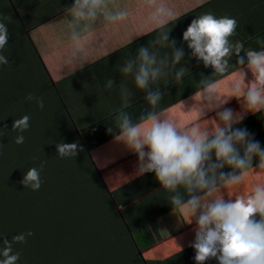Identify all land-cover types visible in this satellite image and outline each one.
I'll return each mask as SVG.
<instances>
[{
    "label": "clouds",
    "instance_id": "9594fccd",
    "mask_svg": "<svg viewBox=\"0 0 264 264\" xmlns=\"http://www.w3.org/2000/svg\"><path fill=\"white\" fill-rule=\"evenodd\" d=\"M145 6L151 9L146 22L159 31L149 46H140L120 68L132 78L134 88L118 84L113 78L106 81V88L119 89L122 101L115 118L116 131L113 126L107 131L138 157L137 173H154L168 194V203L182 210L189 224H195L189 246L195 250L196 264L212 259L218 264H264V183H255L246 194L234 191L251 172L264 173L261 142L246 127H236L246 112H264V37H256L258 49L245 48L242 41L232 39L237 34L235 18H217L209 12L191 21L182 39L191 56L213 72L194 83L197 91L190 107L180 102L182 112L194 114L191 121L181 124L162 107L165 93L161 91V83L179 85L189 76L188 68L176 67L185 56L183 48L169 40L167 26L176 14L158 0H145ZM66 7L71 15V44L65 63L82 70L90 60L91 48L100 42L96 38L98 29L125 21L129 11L111 10L109 0H72ZM8 39L7 26L0 22V66L10 63L2 54ZM234 56L239 67L230 64ZM247 72L251 73L250 80L246 79ZM230 74L231 79L221 88V81ZM133 89L143 92L146 101V107L135 116L128 111L135 95ZM232 97L242 98L243 112L224 107ZM24 101L44 107L43 99L31 93ZM212 111L216 112L215 118L205 119ZM29 121L28 115L13 121L11 130L18 133L14 139L17 145L24 143ZM3 135L4 129L0 128ZM55 147L61 159H76L83 151L78 141H61ZM45 163L27 170L20 181L24 188H41ZM227 191L233 194L225 195ZM32 235L29 231L13 236L11 241L4 238L0 264H17L20 254L13 251V245L26 243Z\"/></svg>",
    "mask_w": 264,
    "mask_h": 264
},
{
    "label": "trees",
    "instance_id": "16d2710c",
    "mask_svg": "<svg viewBox=\"0 0 264 264\" xmlns=\"http://www.w3.org/2000/svg\"><path fill=\"white\" fill-rule=\"evenodd\" d=\"M2 16L9 37L2 54L10 63L0 66V128L4 129L0 136V248L4 238L11 241L13 236L30 231L33 235L26 243L13 245V251L20 254L17 264H196L195 250L190 246L158 260L150 257L153 244L142 246L138 238L134 239L138 226L133 224V218L146 215L145 203L161 200L165 191L160 184L142 185L138 190L128 182L116 190L110 187L111 192L109 174L94 158L96 145L91 148L75 125L10 0H0V22ZM30 93L43 99L42 109L35 101H24ZM24 115L30 117V127L23 133L24 143L17 145L14 139L18 133L11 130L12 123ZM215 116L216 113L207 114L205 119ZM253 117L264 122V112L250 119ZM250 122L255 128L247 129L264 136V126ZM61 141H78L83 151L76 159H61L55 147ZM41 162H46L41 170V188H24L20 183L24 174L31 167L39 168ZM261 179H255L256 183H264V177ZM254 184L246 178L234 191L246 194ZM187 227L182 225L180 230ZM105 237L116 248H104ZM118 248L125 250L121 257L113 252ZM101 251L115 256L107 257ZM205 264L218 261L212 259Z\"/></svg>",
    "mask_w": 264,
    "mask_h": 264
},
{
    "label": "crops",
    "instance_id": "0c3cea01",
    "mask_svg": "<svg viewBox=\"0 0 264 264\" xmlns=\"http://www.w3.org/2000/svg\"><path fill=\"white\" fill-rule=\"evenodd\" d=\"M10 1L23 22V29L31 40L40 61L45 64L63 98L75 125L80 132H83L87 143L92 142L96 145L93 151L94 158L102 162L100 168L108 172V179L112 183L110 185L106 179L109 188L113 187L116 190L128 182H133L134 188L138 190L142 185L158 186L159 182L154 173L144 175L137 173L138 157L117 141L115 134L107 131L110 126H113L114 132L116 131L115 118L122 101L119 89L106 88V81L113 78L118 84L127 83L130 88H134L132 78L121 73L120 68L129 56H135L140 46H149L159 31L156 26L146 22L151 9L145 6V0H109L111 10L127 8L129 17L116 25H107L98 29L96 38L100 42L91 48L90 60L82 70H75L65 63L71 44L69 39L71 15L66 5H70L72 0ZM158 2L165 3L176 14V19L167 26L169 40H175V46L183 48L185 52L183 60L176 66L177 69L181 66L189 69V76L182 78L184 81L182 84L177 85L171 82L163 85L161 83V91L165 93L162 107L183 124L191 121L194 114L182 112L180 102L184 101L186 107H190L191 97L197 91L194 83L198 82L202 76H211L213 72L211 68H205L202 61L191 56V50L182 39L183 32L191 21L201 14L210 12L217 18L228 16L235 18L238 22L237 34L232 38L233 41H242L245 48L258 49L256 37H264V0H158ZM7 14L8 12L3 13L4 17L7 18ZM2 20L3 16L1 22ZM164 51H170V49H164ZM230 64L234 68L239 67L235 56ZM228 79H231V74L221 81V88ZM246 79H251L250 72H247ZM133 91L135 95L132 97V104L128 111L135 116L146 107V101L143 92L135 89ZM224 107L231 108L234 112L244 111L242 98L232 97ZM213 113L216 112L207 114ZM255 114L246 112L243 119L245 121L236 127H252L254 130V123L250 121H256L264 126L261 119L256 117L250 119ZM257 132L254 131L255 139L264 147V136ZM92 144L91 148H93ZM263 174L251 172L247 181L256 183L262 180ZM164 194L167 193L164 192ZM164 194L161 200L146 202L144 205L147 210L146 215L134 217L132 220L133 224L138 226L135 234L133 233L134 239L138 238L142 246L148 242L153 244L155 247L154 251H150V257L158 260L168 258L189 247V242L194 239L195 224H189L186 214L182 210L173 208ZM182 225H188V227L182 231L180 230ZM186 234L189 235L185 236ZM103 241L104 248H116L110 238L105 237ZM123 251L125 250L122 248L113 250L114 253L119 254V257L123 255ZM101 252L107 257L115 256L110 255L108 253L110 251ZM88 258L93 257L88 256ZM88 264L96 263L92 261Z\"/></svg>",
    "mask_w": 264,
    "mask_h": 264
},
{
    "label": "rangeland",
    "instance_id": "374dc122",
    "mask_svg": "<svg viewBox=\"0 0 264 264\" xmlns=\"http://www.w3.org/2000/svg\"><path fill=\"white\" fill-rule=\"evenodd\" d=\"M92 144V142H90V145Z\"/></svg>",
    "mask_w": 264,
    "mask_h": 264
}]
</instances>
